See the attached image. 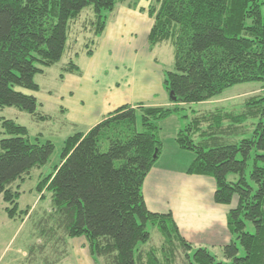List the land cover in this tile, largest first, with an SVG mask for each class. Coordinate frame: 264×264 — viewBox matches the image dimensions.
Listing matches in <instances>:
<instances>
[{
	"label": "trees",
	"instance_id": "16d2710c",
	"mask_svg": "<svg viewBox=\"0 0 264 264\" xmlns=\"http://www.w3.org/2000/svg\"><path fill=\"white\" fill-rule=\"evenodd\" d=\"M140 3L0 0V110L15 107L37 115L38 99L24 91H40L36 77L62 61L70 48V25L84 10L94 13L82 25L91 35L85 47L92 57L108 27L106 13L119 6L137 10ZM263 6L264 0H150V50L174 46V70L163 75L171 105L123 106L65 141L60 165L38 186L41 200L49 193L53 204L42 252L51 247L64 258L71 239L85 238L93 259L104 264H264V86L240 111L183 115L189 105L210 102L231 87L264 82ZM81 73L71 60L60 80ZM173 116L182 121L178 147L195 155L188 175L214 179L216 204L236 200L227 217L236 239L222 249L224 261L188 242L172 213L147 207L144 185L164 147L161 124ZM250 120L257 122L248 126ZM0 137V195L10 205L9 218L27 217L31 209L20 212L14 184L47 165L56 146L32 143L28 128L13 120H0ZM149 225L161 235L160 246L146 247Z\"/></svg>",
	"mask_w": 264,
	"mask_h": 264
},
{
	"label": "crops",
	"instance_id": "0c3cea01",
	"mask_svg": "<svg viewBox=\"0 0 264 264\" xmlns=\"http://www.w3.org/2000/svg\"><path fill=\"white\" fill-rule=\"evenodd\" d=\"M149 4L150 0H141L137 10L120 6L98 40L87 67H81V74H67L57 92L44 91L41 86L39 92H24L35 96L40 107L57 105L63 118L61 126L72 127L78 133L89 132L107 115L126 105H171L158 56V49L165 44L153 51L149 48L148 38L154 25L147 12ZM176 117L161 124L164 147L144 185L147 207L152 213H172L182 236L195 248L221 250L234 240L227 217L236 207V200L231 206L216 204L214 179L188 175L195 157L176 143L182 126ZM31 215L32 211L26 218ZM66 252L64 258L52 261L45 258V263L102 262L93 259L85 238L71 239ZM22 254L27 261L29 255Z\"/></svg>",
	"mask_w": 264,
	"mask_h": 264
},
{
	"label": "rangeland",
	"instance_id": "374dc122",
	"mask_svg": "<svg viewBox=\"0 0 264 264\" xmlns=\"http://www.w3.org/2000/svg\"><path fill=\"white\" fill-rule=\"evenodd\" d=\"M262 13L264 15V6ZM106 14L109 16L110 22L114 13ZM93 18V9L88 8L83 11L81 18L75 21L76 23H71L72 31L70 32L68 43L70 51L68 49L62 61L53 68L48 69L45 75H38L36 77L37 83L44 91L57 92L59 90L62 68L71 60L75 61L82 68L87 67L90 57L86 53L85 45L91 38V35L82 31V25L87 19L90 21ZM158 56L164 70H174V46L171 43H167L158 49ZM263 86L264 82L236 85L227 89L221 96L210 102L189 105L183 115L187 114L192 118L194 112L203 114L215 111L218 108H224L227 111H240L249 98L261 94ZM41 117H45L46 119L44 120ZM3 119L13 120L19 125L28 128L30 139L34 144L54 143L56 151L47 165L34 168L25 177V181H18L14 184L15 189L21 193L19 199L20 212L31 209V217L26 218L24 215H18L15 219L9 218L6 209L10 205L5 202L3 195H0V264H46L45 258L52 261L59 259L60 255L55 254L54 249H51V247H48L45 252L41 250V247L46 243L45 237L42 236V230L45 226L46 217L52 211L53 204L49 193L46 194L44 200H41L38 186L43 177L52 174L55 168L60 165L65 141L78 133V131L72 127L63 128L61 126L60 123L63 121L62 113L55 104H45V106L40 107L36 116L15 107L1 109L0 120ZM254 122L256 123L257 121L250 120L247 125L250 126ZM139 129L140 131L142 130L140 123ZM189 153L195 157L193 153ZM234 180L235 176H230V181ZM250 230L254 231L253 228ZM148 231L152 234V239L146 247L160 246L162 240L158 231L153 229L151 225L148 226ZM60 251L63 252V249H60ZM23 252L29 255L27 261L23 259ZM212 253L217 256L219 261H224L222 249L214 250ZM240 255H245L243 249H241ZM100 264L104 263L101 262Z\"/></svg>",
	"mask_w": 264,
	"mask_h": 264
},
{
	"label": "water",
	"instance_id": "95a60500",
	"mask_svg": "<svg viewBox=\"0 0 264 264\" xmlns=\"http://www.w3.org/2000/svg\"><path fill=\"white\" fill-rule=\"evenodd\" d=\"M173 96V94L170 95V98Z\"/></svg>",
	"mask_w": 264,
	"mask_h": 264
}]
</instances>
